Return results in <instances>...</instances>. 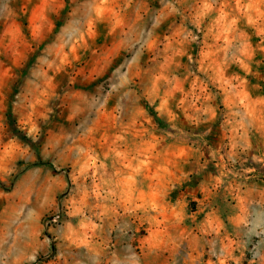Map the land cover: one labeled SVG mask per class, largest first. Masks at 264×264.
I'll list each match as a JSON object with an SVG mask.
<instances>
[{
  "label": "rangeland",
  "instance_id": "374dc122",
  "mask_svg": "<svg viewBox=\"0 0 264 264\" xmlns=\"http://www.w3.org/2000/svg\"><path fill=\"white\" fill-rule=\"evenodd\" d=\"M0 264H264V0H0Z\"/></svg>",
  "mask_w": 264,
  "mask_h": 264
}]
</instances>
